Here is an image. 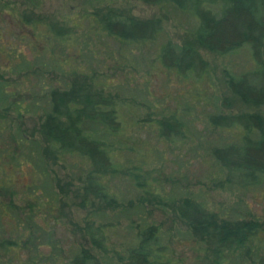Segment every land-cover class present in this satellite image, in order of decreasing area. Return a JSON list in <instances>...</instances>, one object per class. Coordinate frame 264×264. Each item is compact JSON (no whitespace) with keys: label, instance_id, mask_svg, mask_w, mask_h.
<instances>
[{"label":"trees","instance_id":"obj_1","mask_svg":"<svg viewBox=\"0 0 264 264\" xmlns=\"http://www.w3.org/2000/svg\"><path fill=\"white\" fill-rule=\"evenodd\" d=\"M141 1L181 9L186 6L197 20L192 35L195 44L213 54L225 56L248 46L256 67L240 74L225 70L226 87L240 102L264 106V0ZM84 17L87 26L74 32L73 18H50L32 9L15 11L12 6L0 5V163L14 168L24 161L38 173L43 186L35 180L24 185L29 199L19 205L14 197L22 186L8 174L9 179L0 182V229L5 216L16 221L9 237L0 235V264H101L100 257L109 258L110 252L124 260L120 262L123 264H172L168 247L162 242L161 223L146 220L149 213L144 201L164 210L163 206L170 202L171 212L189 232L215 242L209 264H222L219 249L244 246L264 222L220 217L189 194L166 197L159 184L158 169L150 175L152 167L142 154L141 160L133 159L135 155L130 151L134 147L128 139L136 134L135 127L165 141H179L197 117L185 107L158 112L149 106L151 113L131 115L127 121L124 113L130 102L125 96L131 86L129 80L116 83L99 68V55H103L102 60L109 57L114 66L122 68L127 50L145 52L148 48L143 49L144 44L156 42L160 65L177 75L200 76L207 69L206 61L194 43L178 44L164 36L160 17L141 19L111 6L95 9ZM134 87L141 91L137 85ZM220 106L232 105L223 98ZM9 112L17 117L37 116L35 131L42 144L34 139L27 142L18 126L6 129L3 118ZM203 115L207 125L233 128L239 133L233 143L210 149L221 170L253 182L264 175V120L260 114L231 110L224 113L217 107ZM22 150L19 157L16 152ZM134 151L138 153L140 149ZM119 153L126 154L130 164L135 162L131 168L124 166ZM73 155L84 161L75 202L85 212L81 225L84 240L79 244H68L55 236V227L61 221L58 194L71 193L74 185L50 175L46 169L50 160L74 164ZM125 172L143 189L136 202L129 201L131 208L137 204L140 210L129 218L130 243L118 252L109 230L115 222L107 213L115 211L121 201L109 184ZM36 214L41 216L42 224L47 225L48 220V230L31 219ZM120 214L127 217L125 212ZM62 241L67 246L66 254ZM40 244L49 248L45 255L37 250ZM15 250L23 251L24 256L11 254V258L2 259L3 254Z\"/></svg>","mask_w":264,"mask_h":264},{"label":"rangeland","instance_id":"obj_2","mask_svg":"<svg viewBox=\"0 0 264 264\" xmlns=\"http://www.w3.org/2000/svg\"><path fill=\"white\" fill-rule=\"evenodd\" d=\"M0 5L12 6L15 11L32 9V11L50 18H73L76 23L74 32L87 26L84 20L86 14L95 9L111 6L121 8L141 19L160 17L164 36L178 44L187 41L194 43L201 57L207 63V69L200 76L177 75L173 71L162 68L157 59L159 42L151 45L144 44L143 49L148 48L145 52L137 49L127 50L125 52L127 57L123 61L122 68L114 66L109 57L102 60L103 55H99L101 60L99 68L104 71L103 73L107 77L113 78L116 83L126 82L128 79L127 83L131 84L125 94L126 99L130 100L124 113L127 121L131 115L133 117L146 115L151 110L149 106H153L152 109L158 112L173 109L175 106H178L179 109L185 107L191 116L197 117L193 122L194 125L185 131L184 137L179 141H165L156 137L154 133L134 127L136 134L128 139L130 146L134 147L130 152L135 155L133 157L135 160H141L140 154H142L145 162L152 167L150 175L158 169L159 184L163 187L166 197L173 196L175 199L189 194L201 199L209 210L220 217L264 222V175H259L253 182L221 170L219 163L210 155V149L213 146L233 143L239 133L237 129L233 128L222 129L209 126L203 115L205 111H215L219 107L224 113L229 110L258 113L264 120V106H253L240 102L227 89L225 83V70L240 74L252 71L256 67L248 46H243L225 56L213 54L199 47L192 37L197 20L186 6L181 9L170 4H149L141 0H0ZM27 54L29 55L28 52ZM92 66H95L93 62ZM134 84L140 87L141 91H136ZM223 98L228 99L232 106L221 107L220 103ZM149 99L152 102H149ZM36 117L26 114L17 117L9 112L3 120L6 122L8 130L18 126L23 134L22 137L26 138L27 142L34 139L42 144L41 138L35 131ZM135 148H139L140 151L136 153ZM16 153L21 157L23 150ZM125 155L119 153L118 158L124 161V166L131 168L135 162L130 164L126 161ZM73 156L74 164L70 165L69 161L67 164H58L50 160L46 163V169L50 175L58 176L62 181L72 182L74 185V190L71 193L58 194L61 221L55 227V236L63 241L65 239L68 244H72L71 242L79 244L84 240L81 235V225L85 212L75 202L78 200L76 189L84 161L76 155ZM0 164V182H3L4 178L9 179L10 176L16 184L22 186L14 197V202L22 205L24 200L28 201L29 199V196L24 193V185L35 180L41 186V178L38 179V173L24 161L14 168L10 167L8 163ZM126 173H119L109 184L110 189H115V193L121 201L115 211L111 210L107 213V217H112L115 222V225L109 230L112 243L117 247L115 251L118 252L123 251V248L130 243L132 234L129 218L140 210L137 204L131 208L129 201L136 202L143 189L142 186H136ZM7 174L9 176H6ZM149 178L145 181L148 182ZM39 194L44 196L40 192ZM143 204L148 205L146 209L149 214L145 215L147 216L146 220L152 219L161 223L164 238L162 242H165L168 247L172 264L210 263L215 251V242L206 241L189 232L186 226L177 220L171 212L170 202L167 206H163L166 207V210H164L165 208L157 209L154 204H149L146 201ZM122 212L127 213L126 218L122 217L120 214ZM19 216L23 217L24 214H19ZM31 219L41 225L44 230L49 229L48 220L47 225L42 224L41 216L38 214L31 215ZM15 225V219L5 216L1 220L3 229H0V235L5 238L9 237L11 228ZM61 246L66 254V243L63 242ZM37 250L41 255H45L49 248L40 244ZM13 252L3 254L2 259H5L6 256L11 258V254L15 257L24 256L23 251L15 250ZM218 253L224 258L222 264H264V226L261 225L244 246L222 247ZM112 254L110 252L109 258L106 259L100 257L101 264H123L120 262L124 260L117 259L115 254Z\"/></svg>","mask_w":264,"mask_h":264}]
</instances>
